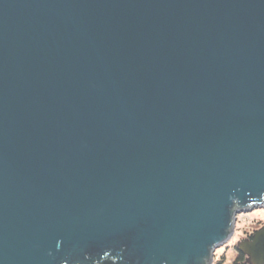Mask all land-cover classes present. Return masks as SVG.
I'll return each mask as SVG.
<instances>
[{
  "label": "water",
  "instance_id": "water-1",
  "mask_svg": "<svg viewBox=\"0 0 264 264\" xmlns=\"http://www.w3.org/2000/svg\"><path fill=\"white\" fill-rule=\"evenodd\" d=\"M237 187L264 190V0H0V264H195Z\"/></svg>",
  "mask_w": 264,
  "mask_h": 264
},
{
  "label": "clouds",
  "instance_id": "clouds-1",
  "mask_svg": "<svg viewBox=\"0 0 264 264\" xmlns=\"http://www.w3.org/2000/svg\"><path fill=\"white\" fill-rule=\"evenodd\" d=\"M240 191L237 187L227 196L226 217L221 233L204 243L203 251L195 264H264V257L253 258L249 251L240 247L244 242L252 244L255 234L264 231V190L259 191L258 195L249 194L245 190L243 197L238 195ZM55 247L60 249V239L56 240ZM112 252L110 248L105 249L98 258L84 252L83 259L69 257L60 259L58 264H69V260L71 264H104L105 261H110L111 264L118 261L128 264L124 257L123 245L115 250L114 255ZM47 254L54 259L51 249ZM160 264H167V261L161 260Z\"/></svg>",
  "mask_w": 264,
  "mask_h": 264
}]
</instances>
